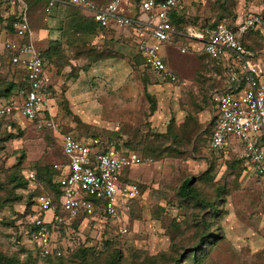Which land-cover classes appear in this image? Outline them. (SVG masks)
I'll return each mask as SVG.
<instances>
[{
  "label": "rangeland",
  "instance_id": "1",
  "mask_svg": "<svg viewBox=\"0 0 264 264\" xmlns=\"http://www.w3.org/2000/svg\"><path fill=\"white\" fill-rule=\"evenodd\" d=\"M222 1L225 10L235 15L250 12L253 6L264 3V0ZM217 2L219 0H187L181 9L185 24L198 25L215 18ZM70 10L65 9L64 14ZM56 12L58 10H52L43 20L35 14L30 29L34 31L39 25L48 27L54 16L60 20ZM128 12L139 20H147L133 0H126L124 13ZM1 16L0 9V54L7 40L6 22ZM140 35L141 32L133 34L129 27H116L105 35V40L100 36L90 38L87 43L95 42L100 46L111 38L107 45L119 55L115 56V51L114 57L97 61L92 65L95 68L90 67L85 73L78 65L84 62L82 56L79 60H63L59 72L45 62V74L57 85L51 92L52 111L64 127L77 133L79 130L98 133L124 149L135 150L145 159L124 171L129 177L127 181L136 185L138 193L119 222L84 220L72 224L73 220L62 214L63 228L59 232L50 230V241L60 249L59 243L63 242L73 249L87 248L83 264H107L109 256L116 252L119 253L118 264H148L145 258L154 255L157 264H169L172 256H178L183 248L195 243L201 224L210 222L211 232L219 237L206 248L202 264H264V178H256L242 169L240 163L232 164V160L240 159L236 142L232 141L218 152L207 147L211 97L217 77L222 78V73L197 54L196 41L176 39L172 44H163L158 51L163 56L167 50L164 65L176 80H161L141 64L136 52ZM45 45L46 41L43 44L34 41L36 49ZM70 47L66 51L71 52V56L82 50V46ZM255 47V58L263 70L260 81L264 85V43ZM6 70V64H1L0 81ZM147 94L154 105L152 112ZM13 120L15 127H4L0 132V135H16L0 141V182L6 187L0 190L3 197L11 187L7 185L8 179L19 156L21 162L16 168L21 177L28 169L50 165L63 158L59 138L56 143L20 116ZM144 148L149 152H142ZM183 179H188L202 198L214 203L217 213L213 218H209L206 207H193L177 199L175 194ZM33 186L26 182L25 188H14V194L20 198L9 199L0 206V253L18 262L30 261V264H79L80 254L72 256L67 251L59 260L45 261L38 257L23 232L25 218L21 214ZM119 227H124L125 233L121 234ZM160 253L166 256H158Z\"/></svg>",
  "mask_w": 264,
  "mask_h": 264
},
{
  "label": "built area",
  "instance_id": "2",
  "mask_svg": "<svg viewBox=\"0 0 264 264\" xmlns=\"http://www.w3.org/2000/svg\"><path fill=\"white\" fill-rule=\"evenodd\" d=\"M43 10L50 14L57 4H67L86 12L99 26L112 24L116 27L132 26L135 34L142 30L148 38L137 41L138 53L146 70L156 76L173 79L157 54V45L167 42L173 29L167 11L176 8L182 0H140L139 11L146 14V21L127 16L119 11L123 0H42ZM8 5L14 20L12 33L17 40L7 39L4 48L10 52V61L22 69L25 86L15 96L0 104V117L17 115L33 121L36 129L47 128L61 140L63 162H53L58 170L55 178L60 192L62 214L74 220L78 216L94 221L119 222L129 202L138 191L136 185L122 179L123 172L144 158L109 142L99 148L96 138H80L71 133H62L61 126L52 112L49 100V85L44 76V65L40 51L30 39L31 29L26 18L24 0H0ZM151 20H155L154 23ZM251 30L264 33V14L257 12L239 13L230 29L223 22L212 27L189 29L187 37L200 43L201 51L210 59L224 61L222 83L224 89L213 96L215 120L207 146L218 152L231 145V139L239 144V158L254 174L264 176V85L260 81L263 71L240 42L241 37ZM184 48L180 49L183 52ZM30 184L34 182V171L26 172ZM29 239L40 258L58 257L62 251L50 241L51 198L44 194L34 197ZM62 222L61 215L55 223ZM121 234L124 227L118 228Z\"/></svg>",
  "mask_w": 264,
  "mask_h": 264
},
{
  "label": "trees",
  "instance_id": "3",
  "mask_svg": "<svg viewBox=\"0 0 264 264\" xmlns=\"http://www.w3.org/2000/svg\"><path fill=\"white\" fill-rule=\"evenodd\" d=\"M134 3H136V7L138 9V4L140 0H133ZM25 6H26V18L29 27L31 28V19L36 14L37 17L40 20H43L44 17L47 15L44 10V2L42 0H24ZM56 12L60 15V27L57 28V37L55 39H50L47 41L46 46L44 48L39 49L40 55L43 61L44 69H45V62L51 64L53 67H55V72H59L60 68L62 67V61L65 60V62L72 58L74 60L82 59L83 61L81 64H78L79 67H81V70L87 72V70L92 67L97 61L101 59H108L114 57V52L112 49L107 45L109 44V39L107 41H104V45H98L93 43H87V41L95 36H100L103 40H105V35L112 31V29H115L116 26H113L111 23L108 24L105 27L99 26L96 22H94L91 17L84 12L82 9L71 6L66 3V1L57 4L56 5ZM67 8H71V10L64 14V10ZM183 8L179 6L176 8L169 9L167 11V17L170 22V25L173 29V33L169 36L170 42H174L176 39H188L187 32L188 28L193 29H200L204 27H212L218 22H223L224 25L228 28L233 27V20L235 19L236 15L234 12L226 11L225 10V3L222 0H219L217 2V9L214 12L215 18L212 20H205L202 24H185V18L184 13L181 11ZM0 9L2 11V18L5 20V26L6 33H12V27L11 23L14 20V15L11 14V11L9 10L8 5H0ZM139 10V9H138ZM141 12V11H140ZM125 14V13H124ZM127 15V14H125ZM131 16V15H127ZM136 17V16H133ZM38 29H44L42 25L36 26ZM129 27L133 31V34H135L134 29L132 26H124ZM13 34V33H12ZM136 35V34H135ZM111 37V36H108ZM80 39V40H79ZM192 40V39H191ZM79 42H82L83 44H78ZM241 44L246 49L249 55H251L253 58L256 56V45L264 43V33L260 32L259 30H251L247 31L240 39ZM81 47L82 50L77 51L74 53L73 56H71V52L67 53L66 48L68 47ZM70 47V48H71ZM117 52V51H116ZM136 52L137 54V43H136ZM118 52L115 53V56H118ZM10 52L4 48V51L0 54V65L5 63L7 70L4 74V77L0 81V104L8 97L15 96L17 93V90L19 88H23L25 86V78L24 74L22 72V69L20 66L11 63L10 61ZM164 63V59H162ZM142 64V62H141ZM143 66V64H142ZM143 68L146 70V68L143 66ZM167 70V69H166ZM161 78V80L164 81H170L173 82L176 80L175 76H173V79H170L168 77L158 76ZM143 80H145L143 76ZM147 98L150 100L149 109L150 112L154 110V105L152 102V99L147 94ZM55 116V114H54ZM14 117H18L17 115H11V116H2L0 117V132L4 127H15V120ZM189 118V116H188ZM30 125H32L33 129L39 132L46 133L49 137H51L55 142L57 143L58 138L51 132V130L47 128L42 129H36L34 127L33 121H28ZM59 122V120H58ZM60 123V122H59ZM213 123V122H212ZM61 131L62 133H71L76 137L80 138H96L99 141V148H105L109 140L104 139L100 134L93 133V132H85L83 130H79L78 133L75 131L70 130L67 127H64L62 123H60ZM212 124L211 128L209 129L208 138L210 135V132L212 130ZM1 134V133H0ZM18 135H21L19 132ZM16 135L13 134H2L0 135V141H7L8 139L14 138ZM207 138V142H208ZM115 148L121 149V147L118 144L113 143ZM127 145V144H125ZM208 147V146H207ZM209 149V148H208ZM210 150V149H209ZM126 151L133 152L136 155L140 156L135 150L132 149H126ZM142 152H149L146 148L141 150ZM152 152V151H151ZM23 155V154H22ZM21 155V156H22ZM20 156L17 164H15L13 167L15 168L12 173L9 176L8 179V186H11L6 192V196H0L4 199L0 200V206H4L7 204V201L9 199L18 200L20 197L16 196L13 192L14 188H25L26 182H28L26 177V172H23L22 177L18 175V169L16 166L20 164ZM232 164L240 163L242 165V169H245V165L242 163L241 159H235L231 161ZM34 169V170H33ZM31 170L34 171V186L31 190L28 192V198L27 202L25 203L24 212L21 214L25 218L24 226H23V232L27 234V238H29V234L31 232V224H32V218L34 217L35 213L32 210L34 197L38 194H44L51 198V221L49 223L52 232L58 231L63 228L62 222L59 224L55 223V217L62 215L61 210V204H60V198H61V192L60 189L55 182V178L58 175V170L53 169L51 164L50 165H42L40 167H35ZM29 170V169H28ZM256 178L262 179L264 176H260L254 173H251ZM29 183V182H28ZM5 189V184L3 182H0V190ZM8 193V194H7ZM7 195H12L11 197H8ZM176 197L180 201H185L186 203L192 205L193 207H206V209L209 210V218H213L217 211L214 209V203L211 200H207L202 198L199 195L198 190L193 187L188 179H183L180 185L177 188L176 191ZM86 220L87 222H93L94 220L90 218H85L83 216H78L72 221L75 224H78L82 221ZM106 222V220H104ZM202 229L199 227L198 232L196 234L195 243L192 246H188L183 248L181 253L178 256H172L171 261L169 264H202L203 257L206 254V248L213 244L215 241H217L219 235H217L215 232H211L210 230V222L202 223ZM67 226V225H66ZM118 230V229H117ZM119 231V230H118ZM58 238V237H57ZM57 240L60 241L58 238ZM104 244H107V241H105ZM62 249L61 256L58 257H46L42 258L45 261H53V260H59L62 256H64L65 251L66 253L70 255H78L80 254L81 259L79 260V264L84 263V254L86 252L85 247L78 246L73 249L70 246L66 245L64 242L63 244L59 243ZM34 248V247H33ZM158 256L165 257L166 255L164 253H160ZM157 256H149L145 259L147 260L148 264H157L158 259ZM119 260V253L116 252L114 254H111L109 256V260L107 264H118ZM0 264H30V261H24V262H18L15 259L7 258L3 254L0 253Z\"/></svg>",
  "mask_w": 264,
  "mask_h": 264
},
{
  "label": "crops",
  "instance_id": "4",
  "mask_svg": "<svg viewBox=\"0 0 264 264\" xmlns=\"http://www.w3.org/2000/svg\"><path fill=\"white\" fill-rule=\"evenodd\" d=\"M93 1V0H92ZM186 1L187 0H182V2L180 3V5H179V8L180 7H182L183 5H185V3H186ZM93 2H95V1H93ZM95 3H100V2H95ZM125 6H126V0H123L122 2H121V4H120V6H119V11L121 12V13H123L124 14V8H125ZM253 8V10H249L250 12H257V13H261V14H264V3H261V4H259V5H257V6H253L252 7ZM56 8H54L53 10H55ZM9 10L11 11V8H9ZM128 10V9H127ZM126 14V13H125ZM143 14V17L144 18H146L147 16H146V14L145 13H142ZM127 15H129V12L127 13ZM134 18H136V17H134ZM138 19V18H137ZM59 19H58V17H53V18H51L50 20H49V23H48V27H46V28H44V29H38V30H34V31H32L31 30V34H30V39H31V41H32V43L34 44V41H40V42H42V44L46 41V43H47V41L48 40H50V39H55L56 37H57V26H58V24H59ZM189 29H191V28H188L187 30H189ZM6 37H7V39H13V40H17V38L12 34V33H7L6 34ZM145 38H148V32L146 31V30H142L141 31V35L139 36V39L138 40H140V39H145ZM137 40V41H138ZM197 43H198V45H199V48H198V50H197V54H199L200 56H203L204 58H206L207 60H209L212 64H211V67H213V68H217V70H220V72L221 73H223V68H224V61L222 60V59H218V60H212V59H210V58H208L202 51H201V47H200V43L198 42V41H196ZM163 44H172L170 41H167V42H164V43H160V44H158L157 45V54H158V56L161 58V59H164V58H167V54H168V52H167V50H165L164 51V54H163V56L162 55H159V53H158V51H159V49H160V47L163 45ZM46 46V45H45ZM44 46V47H45ZM43 47V48H44ZM139 57H140V55H139ZM140 59H141V57H140ZM256 59V62H258V59L257 58H255ZM254 60V59H253ZM255 61V60H254ZM95 67H91L90 69L91 70H93ZM263 71V70H262ZM167 72L168 73H170L171 75H173V76H175L174 74H173V72L169 69V71L167 70ZM92 73V72H91ZM44 76H45V78H46V80H47V82H48V85H49V100H50V103L52 104L53 102V99H52V94H51V92H52V90H54V89H57V85H55V84H52V82H51V80H50V78H49V76H47L46 74H45V69H44ZM216 87L214 88V90H213V93H212V97H211V99H212V103H213V105H212V107H211V116H212V119H211V124H212V127H213V125H214V120H215V107H214V101H213V96L215 95V94H219V93H221V91L224 89V85H223V83H222V78H221V76L219 75L218 77H217V82H216ZM53 112V111H52ZM53 114H54V112H53ZM209 113H207V115H208ZM213 122V123H212ZM263 127H264V122H263ZM232 141H234V142H236L237 143V141L236 140H234V139H231V143H232ZM237 145L239 146V144L237 143ZM121 149H123V150H126V149H124V148H122L121 147ZM60 152H61V149H60ZM63 158H61V160L60 161H58V162H63L64 161V156H62ZM246 167V166H245ZM246 170H248L250 173H252L247 167L245 168ZM129 177H128V175L127 174H125V172H123V174H122V179H124V180H129L128 179ZM44 218L47 220V221H51V216L48 214V216H46V214L44 215Z\"/></svg>",
  "mask_w": 264,
  "mask_h": 264
}]
</instances>
